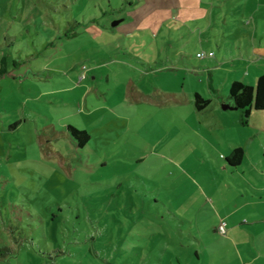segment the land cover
<instances>
[{
    "label": "rangeland",
    "instance_id": "1",
    "mask_svg": "<svg viewBox=\"0 0 264 264\" xmlns=\"http://www.w3.org/2000/svg\"><path fill=\"white\" fill-rule=\"evenodd\" d=\"M126 2L58 0L45 6L47 14L56 10L55 20L31 4L29 17L12 7L0 18V245L10 247L0 264H170L168 253L152 257L148 240L158 233H150H179L169 211L195 220L201 201L195 186L184 183L173 200L158 193L173 181L164 155L178 122L175 107L134 98L153 81L202 90L212 72L218 98L229 100L232 79L247 74L252 82L264 54L248 53L252 39L245 36L241 46L223 40L217 33L233 24L222 19L212 21L216 35L206 27L202 36L211 40L204 43L199 28L186 36L183 26L166 22L150 27L156 32L150 35L126 29ZM106 11L125 19L113 24L119 15ZM205 47L215 56L198 58ZM176 50L177 64L153 70ZM82 64L98 65L107 100L105 92L91 94L97 83L80 78ZM68 124L89 133L85 145H77Z\"/></svg>",
    "mask_w": 264,
    "mask_h": 264
},
{
    "label": "crops",
    "instance_id": "2",
    "mask_svg": "<svg viewBox=\"0 0 264 264\" xmlns=\"http://www.w3.org/2000/svg\"><path fill=\"white\" fill-rule=\"evenodd\" d=\"M38 1L0 0V8L6 7L0 10V18L5 19L9 11L13 12L12 7L20 11V14L21 9L25 8L28 13L26 17H29L31 4L43 17L55 20L56 10L50 9V14H47L45 6L58 5V0H44L42 5ZM126 1L128 15H131L129 21L124 23L126 29L135 27L145 35H150V27L161 29L166 22L171 29L183 26L185 32L182 35L186 36H193L196 28H199L200 36L197 39L204 43L211 40L202 36L207 31L206 27L212 28V33L216 35L212 21L220 25L222 19L224 23L233 25L228 29L224 28L217 35H221L223 40L231 41L232 46V39H237L241 46L243 36L250 38L252 40L246 44V51L252 55L264 54V0ZM109 15H119L118 23L125 19L119 11L111 14L106 11L103 16ZM65 33L69 35L70 32ZM201 50L213 52L203 58L211 59L215 56L213 49L205 47ZM201 50L197 51L198 58ZM242 53L240 50V55ZM174 54L164 66L161 63L154 66L153 70L167 69L177 64L178 50ZM83 65L85 64L81 66L80 78L91 76L97 83L94 91L90 90L91 94L99 97L105 92L103 98L107 100L108 90H99L102 80L97 78L98 74L95 72L98 65L89 68H83ZM257 68L258 76L264 72V65ZM208 76L206 88L203 87L202 90L194 87L185 89L184 83L180 89H166L155 81L144 91L136 85L132 87L143 92L134 98L135 101H146L144 98L147 96L152 104L158 106L169 102L170 106L175 107L174 112L178 117V122L170 130V142L166 149L169 155L166 152L159 154L163 156L166 153L164 156L170 159L173 167L168 173L173 181L168 185L162 183L158 193L166 196L165 193L168 192L166 197L172 200L181 198L182 192L179 189L186 183L196 187L199 194L197 202L201 200L195 220L189 212L185 218L175 210H168L178 221L176 224L179 225V233H150H158L157 238L148 240L151 255L157 259L163 254L164 259L168 253L170 264H264V109H253L247 123H243L240 110L231 111L238 108L223 107L231 103L221 96L218 98L212 72ZM246 76L247 74L233 78L232 81L237 79L245 82ZM256 78L253 77L249 84L254 85ZM106 81H109V73L106 74ZM197 93L203 98H210V102L198 108L195 104ZM236 147H241L244 154L239 164H232L227 156ZM136 177L142 176L138 174ZM161 187H166V191ZM185 199L193 202L192 193H186ZM221 220L226 221V232L223 235L217 230ZM183 224L186 226L183 227ZM142 236L147 237L146 234Z\"/></svg>",
    "mask_w": 264,
    "mask_h": 264
},
{
    "label": "trees",
    "instance_id": "3",
    "mask_svg": "<svg viewBox=\"0 0 264 264\" xmlns=\"http://www.w3.org/2000/svg\"><path fill=\"white\" fill-rule=\"evenodd\" d=\"M229 101L241 112V121L247 123L248 117L253 109H264V72H261L254 85L241 80H233L229 85ZM210 98H203L198 93L195 96V104L198 108L206 106ZM72 137L77 141L78 146L86 144L89 133L85 129H78L71 124L67 125ZM244 151L241 147L232 149L227 160L232 164H239L243 158ZM10 247L0 245V259L9 255Z\"/></svg>",
    "mask_w": 264,
    "mask_h": 264
},
{
    "label": "built area",
    "instance_id": "4",
    "mask_svg": "<svg viewBox=\"0 0 264 264\" xmlns=\"http://www.w3.org/2000/svg\"><path fill=\"white\" fill-rule=\"evenodd\" d=\"M213 52L212 51H204V50H201L198 52V56L200 58H203V57H206V56H209V55H212ZM83 68H86V65H83ZM217 230L220 232V233H225L226 232V221L224 220H221L217 226Z\"/></svg>",
    "mask_w": 264,
    "mask_h": 264
},
{
    "label": "water",
    "instance_id": "5",
    "mask_svg": "<svg viewBox=\"0 0 264 264\" xmlns=\"http://www.w3.org/2000/svg\"><path fill=\"white\" fill-rule=\"evenodd\" d=\"M116 23H118V19L117 20H115V21H113V24H116ZM223 107H236V106H232V105H224Z\"/></svg>",
    "mask_w": 264,
    "mask_h": 264
}]
</instances>
